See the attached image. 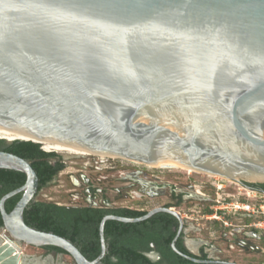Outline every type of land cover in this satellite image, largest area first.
<instances>
[{
  "label": "water",
  "instance_id": "water-1",
  "mask_svg": "<svg viewBox=\"0 0 264 264\" xmlns=\"http://www.w3.org/2000/svg\"><path fill=\"white\" fill-rule=\"evenodd\" d=\"M55 3L0 0V125L41 144L173 162L259 190L249 183L264 179L248 177L264 176V0H136L88 14L56 10ZM0 168L27 176L0 199L5 228L23 242L61 247L76 264H99L107 220L137 222L166 211L180 222L172 248L213 262L176 246L184 219L173 206L139 217L106 214L101 252L90 260L70 239L25 222L39 191L31 162L0 149ZM17 193L8 212L6 201ZM148 255L160 259L156 251Z\"/></svg>",
  "mask_w": 264,
  "mask_h": 264
},
{
  "label": "rangeland",
  "instance_id": "rangeland-1",
  "mask_svg": "<svg viewBox=\"0 0 264 264\" xmlns=\"http://www.w3.org/2000/svg\"><path fill=\"white\" fill-rule=\"evenodd\" d=\"M55 152L65 167L38 191L35 200L147 210L171 203L182 214L187 241L208 243L205 250L216 258L237 264H264L263 191L195 170L148 166L123 157ZM219 183H224L222 190L215 186ZM90 186L101 191L93 196L87 192ZM238 203H245L246 210H240ZM208 206L212 212H205ZM216 209L219 215L209 218ZM250 228L257 229L261 238L245 236L240 231ZM20 244L30 256L41 260L52 256L46 264H76L70 254L57 251L48 254L49 250L43 246ZM189 247L192 252H200L195 244Z\"/></svg>",
  "mask_w": 264,
  "mask_h": 264
},
{
  "label": "trees",
  "instance_id": "trees-1",
  "mask_svg": "<svg viewBox=\"0 0 264 264\" xmlns=\"http://www.w3.org/2000/svg\"><path fill=\"white\" fill-rule=\"evenodd\" d=\"M0 149L15 153L31 162L39 177V190L52 181L65 167L55 151H47L41 143L32 140L7 141L0 138ZM26 179V173L21 170L0 168V198L7 192L22 186ZM249 184L264 190V183ZM21 194L17 193L7 199L8 211L16 205ZM147 211V209L130 207L65 205L55 201L34 199L24 210V220L34 228L51 231L70 239L88 259L93 260L101 252L100 223L106 214L139 217ZM212 211L210 206L205 210L207 213ZM2 224L3 219L0 215V225ZM179 225L178 218L166 211H159L137 222L109 219L104 229L107 253L99 264H218L195 262L177 253L172 248V241L177 235ZM176 246L189 256L207 258L206 253L200 256L193 254L180 237L177 238ZM43 247L49 251L69 254L55 245ZM151 251L160 253L161 259L153 260L148 255Z\"/></svg>",
  "mask_w": 264,
  "mask_h": 264
},
{
  "label": "bare ground",
  "instance_id": "bare-ground-1",
  "mask_svg": "<svg viewBox=\"0 0 264 264\" xmlns=\"http://www.w3.org/2000/svg\"><path fill=\"white\" fill-rule=\"evenodd\" d=\"M0 138H4L5 140H15V139H23V140H36L34 137H32L31 135H28L26 133H22L20 131H17L15 129H10L7 127H4L2 125H0ZM42 144L44 145V148L48 151H57L58 153L61 154H74V155H78V156H86V155H100L103 158L106 156H115L113 154H105V153H98V152H93V151H89L86 149H83L81 147H78L76 145H70V144H65V143H61V142H57V141H42ZM130 160V159H129ZM135 163H141L135 160H131ZM148 166H173L176 168H181L187 171H191L193 169L182 166L181 164H177V163H173V162H166V163H162V164H147ZM208 174V173H207ZM213 176H221V175H214V174H210ZM224 177V176H222ZM229 181H234L231 178L228 177H224ZM249 180H256V179H264L263 175H251L248 177ZM9 232L8 229H6V232ZM10 234V232H9ZM2 235H4V239L1 242V245L3 244V249L5 250V256L3 259H0V264H46L47 261L49 259H51V257H48L45 260H41L39 257H35L34 260L30 257L27 258L25 261L23 259V255L24 256H29L28 254L24 253L22 251V246H21V242H23V239H20L19 236L16 235H11V237H8V235L6 236L3 232ZM26 243V242H25ZM28 244V243H27ZM31 245V244H29ZM64 254V253H63Z\"/></svg>",
  "mask_w": 264,
  "mask_h": 264
},
{
  "label": "snow or ice",
  "instance_id": "snow-or-ice-1",
  "mask_svg": "<svg viewBox=\"0 0 264 264\" xmlns=\"http://www.w3.org/2000/svg\"><path fill=\"white\" fill-rule=\"evenodd\" d=\"M136 0H56L52 7L56 10L67 12L88 13H108L124 8L134 7ZM126 74L130 78H135V73L127 70Z\"/></svg>",
  "mask_w": 264,
  "mask_h": 264
},
{
  "label": "flooded vegetation",
  "instance_id": "flooded-vegetation-1",
  "mask_svg": "<svg viewBox=\"0 0 264 264\" xmlns=\"http://www.w3.org/2000/svg\"><path fill=\"white\" fill-rule=\"evenodd\" d=\"M63 170V169H62ZM51 182V181H50ZM259 189H261V188H259ZM98 191H101V189H99V188H95V187H92V186H90L89 188H87V192L89 193V194H91V195H93V196H96L97 195V193H98ZM260 191H263L264 192V190H260ZM1 199V198H0ZM89 205H92V204H89ZM164 206H166V205H164ZM171 206H173V205H171ZM5 207H6V204H5ZM105 207H108V206H105ZM113 208V207H112ZM7 209V208H6ZM13 209V208H12ZM11 209V210H12ZM143 209H145V208H143ZM10 210V211H11ZM150 210V209H149ZM148 210V211H149ZM8 211V210H7ZM9 212V211H8ZM0 215H1V217H2V213H1V208H0ZM3 219V218H2ZM180 226V225H179ZM179 229V228H178ZM240 231L241 232H243L244 233V235L245 236H252V237H255V238H261V236L259 235V233H258V231H257V229H255V228H250V229H240ZM2 232L7 236L8 235V237H11V235L9 234V232L7 231L6 232V228H5V226H4V224H2V225H0V245H1V242L3 241V239H4V235H2ZM185 229H184V227H183V229H182V232L180 233V235L178 236V238L180 237L181 239H182V241H183V244L191 251V249H190V247H189V245L190 246H194V244L195 245H197V246H199V250H200V252L199 253H195V252H192L193 254H196V255H203L204 253H206L207 254V258H206V260H211V261H213V262H210V263H218V264H228L227 262H234V261H230V260H228V259H221V258H216V257H214V256H212V255H210L209 254V252L208 251H206L205 250V248H206V246L208 245V243H200V242H198V241H193V240H189V241H187L186 240V238H185ZM154 246V245H153ZM47 251H48V249H46ZM157 252V251H156ZM49 253H51V251H48V254ZM159 255H160V253H159ZM160 259H161V255H160ZM164 263H166V262H164ZM236 263V262H235Z\"/></svg>",
  "mask_w": 264,
  "mask_h": 264
},
{
  "label": "built area",
  "instance_id": "built-area-1",
  "mask_svg": "<svg viewBox=\"0 0 264 264\" xmlns=\"http://www.w3.org/2000/svg\"><path fill=\"white\" fill-rule=\"evenodd\" d=\"M215 186L218 188V190H220V189L222 190L223 187H224V183H219L217 185L215 184ZM237 206H238V208H241L240 210H246V208H245L246 207V204L245 203H238ZM238 211H239V209H236V212H238ZM218 213H219V211H217V209H216V211L213 214L208 215V217L211 218V217L214 216V214L217 215ZM224 222H225V224H227V221H224Z\"/></svg>",
  "mask_w": 264,
  "mask_h": 264
}]
</instances>
